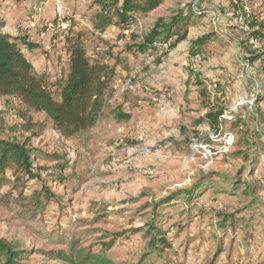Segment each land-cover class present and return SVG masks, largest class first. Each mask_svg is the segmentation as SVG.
Here are the masks:
<instances>
[{"label": "rangeland", "instance_id": "obj_1", "mask_svg": "<svg viewBox=\"0 0 264 264\" xmlns=\"http://www.w3.org/2000/svg\"><path fill=\"white\" fill-rule=\"evenodd\" d=\"M48 1L0 0L1 30L26 37L23 52L43 57L50 79L76 31L91 59L104 40L115 45L103 58L114 72L98 119L70 138L44 113L30 112L25 130L18 102L0 98V138L29 150L35 175L2 176L0 239L23 264H264V63L252 60L264 53V0H161L119 38L116 25L93 29V0H63L61 21L47 19ZM189 9L188 36H209L198 54L188 39L136 50L159 20ZM219 109L216 129L196 123ZM194 142L219 151L206 157Z\"/></svg>", "mask_w": 264, "mask_h": 264}, {"label": "trees", "instance_id": "obj_2", "mask_svg": "<svg viewBox=\"0 0 264 264\" xmlns=\"http://www.w3.org/2000/svg\"><path fill=\"white\" fill-rule=\"evenodd\" d=\"M160 3L161 0H93V4L99 7V11L95 13L93 29L101 34L107 26L116 25L117 37H124V29L129 28L135 11L147 13ZM194 14L197 13L189 9L169 20H159L154 27L139 36L136 50L157 49L165 43H168L166 50H169L188 39L190 51L198 54L201 44L209 36L202 35L194 39L188 36L189 18ZM3 25L4 21L0 18V98H14L18 102L21 107L18 114L29 122L26 121L23 128L31 130V117H27L30 112L44 113L51 127L65 138L91 128L103 109L105 92L114 72L113 67L103 61V58L106 54L112 56L111 49L115 45L104 40L107 45L105 49H102L99 56L91 59L84 47V35L81 31L65 35L66 69L55 79H50L45 71H36L23 52L22 46L32 48L33 45L24 36L2 31ZM253 35L257 36L258 33ZM254 58H260L264 63V53L256 54L252 60ZM257 99L263 97L257 95ZM220 115L221 109L209 110L196 123L206 122L210 128L216 129ZM15 167L24 171L29 178L35 176L29 150L18 142L0 138V182L6 171ZM159 234L158 230L153 233L150 244L153 250L157 249ZM22 260V251L15 250L11 243L0 239V264H23ZM96 263L98 264H93Z\"/></svg>", "mask_w": 264, "mask_h": 264}, {"label": "crops", "instance_id": "obj_3", "mask_svg": "<svg viewBox=\"0 0 264 264\" xmlns=\"http://www.w3.org/2000/svg\"><path fill=\"white\" fill-rule=\"evenodd\" d=\"M57 1H61V2L65 5V2H63V0H49L48 3L45 5L46 17H47L48 20H53V19H55V16H56L55 6H56V2H57ZM64 1H65V0H64ZM69 3H70V4H73L74 6L79 5V1H78V0H76V2H73V0H70ZM29 26H30V27H29ZM29 26H28V28H30V30H28V34H35V35H37V34L35 33V30H34L33 27H32L33 25L31 24V25H29ZM10 34L17 35L18 33H10ZM27 38H28V36H27ZM30 41H31V40H30ZM175 47H176V46H175ZM175 47H174V48H175ZM40 49L42 50L43 48L41 47ZM29 54L32 55V56H34V57H37L38 54H39V49L36 48V49H34L32 52H30ZM34 54H36V55H34ZM51 54H52V52L50 53V55H51ZM63 54H64V55L62 56V57L64 58L63 61H65V64H66V58H67V51H66V48H65ZM39 55H40V54H39ZM26 57L28 58L29 56L27 55ZM28 59H29V58H28ZM42 60H44L43 57L40 58V59H39V57H38V60H36V61H31V60L29 59V61L32 63V65H33V67H34V69H35L36 71H41V70L39 69L38 66H41L42 64H44V63L42 62ZM159 62H161V60H160ZM52 63H53V62H52ZM48 64H49V63H48ZM53 64H55V63H53ZM65 69H66V66H65Z\"/></svg>", "mask_w": 264, "mask_h": 264}, {"label": "built area", "instance_id": "obj_4", "mask_svg": "<svg viewBox=\"0 0 264 264\" xmlns=\"http://www.w3.org/2000/svg\"><path fill=\"white\" fill-rule=\"evenodd\" d=\"M40 3L41 4H44V3H46V0L45 1L41 0ZM66 10H67L66 5H64L61 2H58V4L56 5V15H57V19L59 21H61L62 15L64 14V12ZM60 25H61V27L65 28V26H64L63 23H61ZM231 141H232L231 137H228L224 141L223 147L221 149L222 152H225L226 149H227V147H229L231 145ZM191 147H192V149H195L196 151H198L199 149H201V152L200 153L204 152V154L206 155V157H211L212 155L216 154L219 151V150L218 151L217 150H214L213 147H211L209 144L203 145V142H194Z\"/></svg>", "mask_w": 264, "mask_h": 264}]
</instances>
